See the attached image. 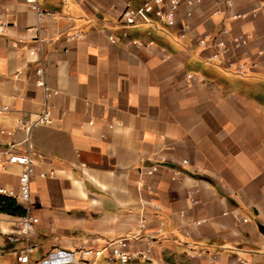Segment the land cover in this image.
Instances as JSON below:
<instances>
[{"label": "crops", "instance_id": "0c3cea01", "mask_svg": "<svg viewBox=\"0 0 264 264\" xmlns=\"http://www.w3.org/2000/svg\"><path fill=\"white\" fill-rule=\"evenodd\" d=\"M138 1L42 0L56 19L37 22L25 0H0V23L17 16L0 33V163L33 161L29 261L101 248L144 219L134 249L149 253L128 264H264V0H192L160 32L118 21ZM205 37L246 73L200 59ZM45 110L51 123L34 124ZM21 171H0V190L17 194ZM16 218L0 212V264H14Z\"/></svg>", "mask_w": 264, "mask_h": 264}, {"label": "built area", "instance_id": "2783aa9c", "mask_svg": "<svg viewBox=\"0 0 264 264\" xmlns=\"http://www.w3.org/2000/svg\"><path fill=\"white\" fill-rule=\"evenodd\" d=\"M27 7L34 12L37 22L44 19H56V14L41 9L42 0H25ZM217 4L224 5L231 9L235 0H215ZM192 0H139L137 5L127 3L118 21L124 27L144 26L161 31L160 27H174L180 11L181 5H192ZM219 12H217L218 14ZM190 12L186 17H190ZM17 16L13 15L10 22L0 23V33H4L9 24L16 22ZM160 26V27H159ZM227 34L226 30L221 31V35ZM183 37V32L180 34ZM71 38L82 40L83 36L74 33ZM111 41H114L110 38ZM38 49L41 48L40 37L36 38ZM138 47L151 46V42L133 41ZM199 46L204 50H209L202 56L201 52L197 56L207 64H212L224 69L232 70L238 75L246 73V67L239 61L229 58V46L224 39L216 41L214 38L205 37L198 41ZM35 54V49L30 51ZM35 84L38 87H45V70L40 63L35 69ZM192 76L188 75V79ZM6 111V108L0 110V113ZM51 116L48 110H45L34 122V124H50ZM7 165H15L22 169L18 178V192L14 194L5 190H0V197L14 200V202L24 210V214L17 217L13 222V227L18 231L19 236H10L9 243L15 245L11 253L14 258V264H31L30 254L35 250L37 244L34 241L36 225L38 218L30 213V176L32 173L33 161L29 153L9 154L5 163H0V171H7ZM157 167L149 168L148 172L156 171ZM146 221L141 219L138 228L134 234L119 237L107 241L101 248H93L86 245L78 246L72 250H52L40 258L34 264H128L134 260L146 259L149 250L134 249V243L143 238ZM20 244V247L16 245Z\"/></svg>", "mask_w": 264, "mask_h": 264}, {"label": "trees", "instance_id": "16d2710c", "mask_svg": "<svg viewBox=\"0 0 264 264\" xmlns=\"http://www.w3.org/2000/svg\"><path fill=\"white\" fill-rule=\"evenodd\" d=\"M0 212L12 216L20 217L24 214V210L18 206L14 200L0 197Z\"/></svg>", "mask_w": 264, "mask_h": 264}, {"label": "rangeland", "instance_id": "374dc122", "mask_svg": "<svg viewBox=\"0 0 264 264\" xmlns=\"http://www.w3.org/2000/svg\"><path fill=\"white\" fill-rule=\"evenodd\" d=\"M160 27V26H159ZM145 28H148V31H153V32H160V31H157L156 29H155V27L153 28L152 26H148V27H145ZM160 29L163 31V30H165V29H167V27H165V26H161L160 27Z\"/></svg>", "mask_w": 264, "mask_h": 264}]
</instances>
